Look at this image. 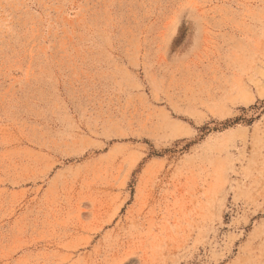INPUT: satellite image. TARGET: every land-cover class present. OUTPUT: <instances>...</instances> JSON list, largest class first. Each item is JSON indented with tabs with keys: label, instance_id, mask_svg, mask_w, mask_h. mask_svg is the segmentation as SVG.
Segmentation results:
<instances>
[{
	"label": "rangeland",
	"instance_id": "rangeland-1",
	"mask_svg": "<svg viewBox=\"0 0 264 264\" xmlns=\"http://www.w3.org/2000/svg\"><path fill=\"white\" fill-rule=\"evenodd\" d=\"M44 105L133 135L55 158ZM0 264H264V0H0Z\"/></svg>",
	"mask_w": 264,
	"mask_h": 264
},
{
	"label": "crops",
	"instance_id": "crops-1",
	"mask_svg": "<svg viewBox=\"0 0 264 264\" xmlns=\"http://www.w3.org/2000/svg\"><path fill=\"white\" fill-rule=\"evenodd\" d=\"M255 97H253V102ZM116 105H44L49 134L38 146L55 158H75L104 148L116 138L133 135L131 122L119 117ZM248 107L250 105H239ZM219 118L228 114H218Z\"/></svg>",
	"mask_w": 264,
	"mask_h": 264
}]
</instances>
